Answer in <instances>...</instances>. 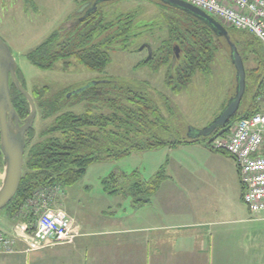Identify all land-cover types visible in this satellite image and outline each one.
I'll list each match as a JSON object with an SVG mask.
<instances>
[{
  "label": "trees",
  "instance_id": "16d2710c",
  "mask_svg": "<svg viewBox=\"0 0 264 264\" xmlns=\"http://www.w3.org/2000/svg\"><path fill=\"white\" fill-rule=\"evenodd\" d=\"M91 1L84 0L81 6ZM150 3L159 8L160 15L148 23L140 20L137 11L108 17L101 10L104 4L97 9L91 6L76 15L71 28L61 27L29 53L28 60L36 68L49 71L60 60L76 58L91 71H103L111 62L112 53L137 51L133 48L136 40L162 27L159 33L166 39L159 47L152 48L151 58L148 55L141 66H149L153 71L166 68L165 85L178 94L192 82L196 72L207 73L215 55L228 46L199 19L161 2ZM227 29L245 68L251 54L257 57V67L246 68V92L235 117L213 136L199 140L208 145L214 137L229 135L240 120L258 114V99L264 91V46L248 32ZM176 48L181 56L173 66ZM19 78L22 82L20 71ZM79 99L87 103L86 111L81 114L69 110L70 101L63 94L41 102L44 117L53 118V122L37 142L32 143L34 128L27 134L21 185L2 211L10 212L15 220L33 224L29 212L27 218L20 214L27 200L36 193L52 194L55 186L64 190L77 185L94 164L119 162L133 153L195 143L172 124L175 108L168 95L155 91L146 82L111 78L91 86ZM12 103L21 119L29 115L28 103L14 87ZM243 105L247 107L244 114L240 113ZM165 178L164 169L149 182H144L138 172L113 173L102 184L107 194L131 197L140 206L150 201Z\"/></svg>",
  "mask_w": 264,
  "mask_h": 264
},
{
  "label": "crops",
  "instance_id": "0c3cea01",
  "mask_svg": "<svg viewBox=\"0 0 264 264\" xmlns=\"http://www.w3.org/2000/svg\"><path fill=\"white\" fill-rule=\"evenodd\" d=\"M257 111L264 114V91ZM149 152H160L158 168L149 180L140 178L149 182L162 169L166 178L147 204L111 196L102 184V202L60 206L79 225L81 235L72 244L27 253V244L18 239L15 253L0 254V264H264V211L253 215L243 203L231 156L205 141ZM87 172L70 190L84 183ZM19 224L0 223V230L14 235Z\"/></svg>",
  "mask_w": 264,
  "mask_h": 264
},
{
  "label": "rangeland",
  "instance_id": "374dc122",
  "mask_svg": "<svg viewBox=\"0 0 264 264\" xmlns=\"http://www.w3.org/2000/svg\"><path fill=\"white\" fill-rule=\"evenodd\" d=\"M82 2L84 0H27L23 3L19 0H0V37L9 46L19 66L22 83L34 97L38 109L32 143L37 142L39 135L48 129L53 122V118L46 119L44 117L43 110L40 108L43 100L60 94L66 95L68 98L69 95V110L81 114L86 111L87 103L79 99L82 93L74 95V92L111 78L146 82L155 91L167 94L175 108L176 117L172 124L177 126L184 136H186L188 129L203 130L216 119L226 105L222 108L220 103L225 101L230 93L232 97L237 84L235 67L230 58V49L226 47L219 51L210 64L207 73L196 72L192 82L180 93L174 94L165 85L166 68L153 71L149 66H141V63L148 56V51L147 49L140 51V48L145 43L150 44L153 50L159 47L161 41L166 39L165 35L159 33L162 27L155 29V37L153 33L136 40L133 48L134 51H137L112 53L111 62L103 71H91L81 65L76 58L60 60L49 71L36 68L28 60L27 55L61 27L71 28L76 15L83 7V5L81 6ZM101 10L108 17H117L121 14L137 11L140 20L145 23L160 15L159 8L145 0H118L104 4ZM73 15L74 18H72ZM226 28L230 27L226 26ZM247 49L251 50L250 47ZM247 62L246 68L248 70L256 68V55L251 54ZM255 90L254 88L252 93ZM157 100L160 101L159 98ZM245 108L247 109L246 105H243L240 113L244 114ZM159 153H133L130 157L119 162L94 164L88 168L83 184L74 190L66 189L67 199L64 203L62 201L64 197L63 188L53 187V193L49 199L52 200L51 205L60 209L62 204L83 207L87 205L89 200L94 201L95 204L102 202L99 194V191L103 189L102 181L113 173L124 172L131 175L134 171H138L142 179L147 181L158 168L159 159L156 155ZM3 171L4 168L2 167L0 169L2 176ZM87 184L92 187L91 190L85 189ZM55 193L57 196L53 198ZM37 195L36 193L27 200L24 211L21 210L20 214L23 213L25 218L29 212L27 206L33 205L38 199ZM110 208L117 210L113 205ZM18 222L22 224L21 220ZM0 223L3 224L4 228H9V226L16 225L17 221L14 222V217L10 212L4 211L0 213ZM73 225L74 234L80 236L79 225L75 222ZM5 233L7 234V232Z\"/></svg>",
  "mask_w": 264,
  "mask_h": 264
},
{
  "label": "built area",
  "instance_id": "2783aa9c",
  "mask_svg": "<svg viewBox=\"0 0 264 264\" xmlns=\"http://www.w3.org/2000/svg\"><path fill=\"white\" fill-rule=\"evenodd\" d=\"M182 1L204 11L225 26L254 35L264 46V0ZM210 148L234 159L243 189V203L253 215L263 212L264 114L258 113L240 120L230 135L215 137ZM51 195L39 193L33 205L27 206L34 218L31 226L20 224L15 235L0 231V254L15 253L18 239L27 244V253L73 243L78 236L74 234L73 221L64 211L52 208Z\"/></svg>",
  "mask_w": 264,
  "mask_h": 264
},
{
  "label": "water",
  "instance_id": "95a60500",
  "mask_svg": "<svg viewBox=\"0 0 264 264\" xmlns=\"http://www.w3.org/2000/svg\"><path fill=\"white\" fill-rule=\"evenodd\" d=\"M115 1L118 0H93L84 4L78 13L84 12L91 6L97 9L100 5ZM147 1L161 2L199 19L208 25L219 38H223L230 49V58L233 60L237 81L233 96L230 97L221 113L208 127L203 130L188 129L186 134L189 141L196 142L201 139H208L219 128L226 126L240 110L247 87L246 68L243 58L237 46L232 42L229 30L202 10L181 0ZM144 49L148 50L149 58H151V46L148 44L144 45L140 48V51ZM175 55L173 66L179 57V49L177 48L175 49ZM93 85L77 90L74 95L85 92ZM13 87L29 105L30 112L25 119L20 118L12 103ZM37 113L38 109L34 97L25 89L19 78V66L9 46L0 37V157H2L4 168L2 181L0 182V213L11 203L19 191L23 177L27 133L34 128Z\"/></svg>",
  "mask_w": 264,
  "mask_h": 264
},
{
  "label": "flooded vegetation",
  "instance_id": "af4514ba",
  "mask_svg": "<svg viewBox=\"0 0 264 264\" xmlns=\"http://www.w3.org/2000/svg\"><path fill=\"white\" fill-rule=\"evenodd\" d=\"M147 44H148V43H145V44H143V45H147ZM148 45H150V44H148ZM147 51H148V50H147ZM174 51H175V50H174ZM148 55H149V53H148ZM180 56H181V52H180V50H179V57H180ZM179 57H178V58H179ZM28 133H29V132H28ZM28 133H27V134H28Z\"/></svg>",
  "mask_w": 264,
  "mask_h": 264
}]
</instances>
